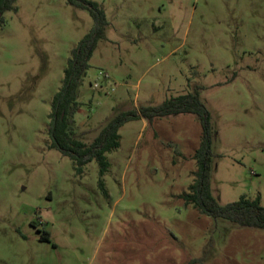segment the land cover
<instances>
[{"label":"rangeland","instance_id":"1","mask_svg":"<svg viewBox=\"0 0 264 264\" xmlns=\"http://www.w3.org/2000/svg\"><path fill=\"white\" fill-rule=\"evenodd\" d=\"M103 37L72 127L89 144L120 113L198 92L210 114V188L264 206V0H88ZM0 21V264H264V231L185 206L196 116L139 117L77 173L48 118L70 52L94 28L65 0H18ZM44 233L49 241H42Z\"/></svg>","mask_w":264,"mask_h":264},{"label":"trees","instance_id":"2","mask_svg":"<svg viewBox=\"0 0 264 264\" xmlns=\"http://www.w3.org/2000/svg\"><path fill=\"white\" fill-rule=\"evenodd\" d=\"M18 0H0V21L7 11L15 10ZM69 5L87 9L94 20V28L83 37L77 47L70 52L59 90L53 97L48 118V135L50 148L58 150L68 157L77 173L92 160L100 167V188L104 190L103 175L107 171L108 162L105 154L119 146V129L128 121L139 117L151 124L155 119L191 114L197 117L201 127V138L193 154L195 171L187 191L180 196L185 206H192L200 214L224 219L239 227L258 228L264 231V206L260 198L241 196L237 201L220 205L213 197L210 188V172L212 162L210 114L201 102L198 92L186 93L163 102L159 106L140 107L138 111L120 113L98 132L89 144L78 139L72 127L73 116L79 109L78 88L88 69V62L96 47L97 41L103 37L104 13L97 4L88 0H65ZM42 241H49V234L44 233ZM200 260H192L195 264Z\"/></svg>","mask_w":264,"mask_h":264}]
</instances>
